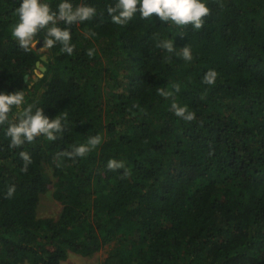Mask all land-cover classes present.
Listing matches in <instances>:
<instances>
[{"label":"trees","instance_id":"1","mask_svg":"<svg viewBox=\"0 0 264 264\" xmlns=\"http://www.w3.org/2000/svg\"><path fill=\"white\" fill-rule=\"evenodd\" d=\"M21 2L0 0V92L23 91L22 107L50 119L67 113V128L54 142L41 136L10 149L0 126V264H61L107 246L99 264H264V0H205L211 14L201 30L139 12L119 26L107 13L116 0H70L97 15L57 22L70 27L74 54L48 48L36 81L24 75L40 60L46 30L31 51L19 48L11 29ZM41 2L57 11L62 0ZM160 39L176 51L156 47ZM184 46L192 62L176 54ZM209 69L219 73L214 86L202 83ZM160 87L173 96H159ZM173 99L196 120L177 118ZM96 134L102 143L86 157H57ZM20 151L32 157L27 172ZM109 159L129 174L108 170ZM45 166L61 203L56 217L37 215Z\"/></svg>","mask_w":264,"mask_h":264},{"label":"clouds","instance_id":"2","mask_svg":"<svg viewBox=\"0 0 264 264\" xmlns=\"http://www.w3.org/2000/svg\"><path fill=\"white\" fill-rule=\"evenodd\" d=\"M217 2L223 7L220 0H217ZM137 12L140 13L139 16L142 20H153L155 16L162 23H170L181 29L191 25L194 30H201L205 23V17L211 14L205 0H116L114 5L107 7L111 22L119 26L126 25ZM16 15L18 16V22L12 26L11 35L18 42L20 49L25 52L31 51L38 43V34L42 30H46L44 46L50 49L59 44L61 45V53L72 56L75 45L72 43L70 27L61 28L57 26V22L62 21L65 25L71 26L90 21L97 15V11L94 6L87 4H79L74 7L70 0H62L57 11H53L48 3H43L41 0H22L16 9ZM86 35L94 36L96 33L90 32ZM180 35L183 36V33ZM156 47L168 53L176 51L173 40L170 39L158 40ZM95 51L94 48H90L87 50L86 55L93 57ZM176 54L186 62L193 61L192 50L188 46L182 47ZM170 59V56L165 57L166 61ZM218 76L219 73L215 69H209L204 74L202 83L214 86ZM173 88L175 92L180 91L179 84L173 85ZM157 93L164 98L173 96L172 91L163 87L157 88ZM24 102L25 93L23 91L0 92V126L7 125L4 134L10 140L8 145L10 149L20 148L25 143H34L41 136L53 142L61 138L67 128V124L64 123L67 120V113L50 119L44 114L42 108L36 107L34 104L22 107ZM134 107L139 108V105H134ZM13 108L21 109L14 121L9 118ZM140 111L143 112L144 110L140 109ZM170 111L185 122L196 120L195 112L190 111L187 105H180L174 99L170 105ZM101 143L102 137L99 134L92 135L88 138L87 143L73 146L71 150L62 151L57 154V157H67L71 160L83 158ZM19 156L23 160L21 171L27 172L28 166L32 163V157L26 151H20ZM56 166L61 167V164L58 162ZM107 168L110 171L124 169V177L129 174L125 162L122 160L109 159ZM15 192V184L9 185L5 198H13Z\"/></svg>","mask_w":264,"mask_h":264},{"label":"rangeland","instance_id":"3","mask_svg":"<svg viewBox=\"0 0 264 264\" xmlns=\"http://www.w3.org/2000/svg\"><path fill=\"white\" fill-rule=\"evenodd\" d=\"M39 50L41 54L40 56H46L47 59L48 48H46L44 45H40ZM38 61L40 62V65H43V60L40 59ZM43 72L35 66L30 74H26V80L34 81V78L41 77ZM44 176L47 178V182L49 181V186H47V189L39 194L37 215L38 217H56L61 209V203L57 201L52 195L54 190L53 182L55 179L52 176L51 167L45 166ZM109 247L111 248V246H107L94 254L92 257H83L78 254L69 253L67 258L63 260L61 264H99L107 255Z\"/></svg>","mask_w":264,"mask_h":264},{"label":"water","instance_id":"4","mask_svg":"<svg viewBox=\"0 0 264 264\" xmlns=\"http://www.w3.org/2000/svg\"><path fill=\"white\" fill-rule=\"evenodd\" d=\"M39 44L41 45V41L37 44V46H39ZM40 59L43 61H46V56H40ZM35 66L38 67L42 72L45 71V69H46L45 66L40 65V62L38 60L35 62ZM26 78H27V75H24V80H26ZM36 80H37V78H34V81H36Z\"/></svg>","mask_w":264,"mask_h":264}]
</instances>
